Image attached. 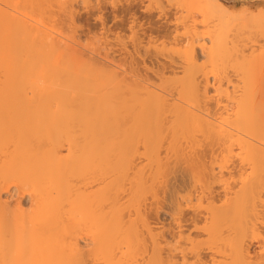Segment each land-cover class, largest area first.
I'll list each match as a JSON object with an SVG mask.
<instances>
[{
	"label": "bare ground",
	"instance_id": "obj_1",
	"mask_svg": "<svg viewBox=\"0 0 264 264\" xmlns=\"http://www.w3.org/2000/svg\"><path fill=\"white\" fill-rule=\"evenodd\" d=\"M151 1L0 0V264H264V12Z\"/></svg>",
	"mask_w": 264,
	"mask_h": 264
},
{
	"label": "rangeland",
	"instance_id": "obj_2",
	"mask_svg": "<svg viewBox=\"0 0 264 264\" xmlns=\"http://www.w3.org/2000/svg\"><path fill=\"white\" fill-rule=\"evenodd\" d=\"M147 1H149V0H147ZM187 1L188 0H153V1H151V3H152V8L154 9V11H156L157 12V9L159 10L158 12H160V13H162L161 15H163V13L164 14H166L167 15V17L164 15V17H166V18H168L169 20H171V22L172 23H175L174 25L177 27V25H178V31L181 33V31H185V35L187 34V36H189V34L191 33V32H193V30H195V32L197 33V32H199L200 31V33H199V35L198 36H202L204 33H206V29L208 28V26H207V28H206V26L205 27H203L202 25H199V24H202V23H204V19H216L215 20V23H213V22H211L210 23V21H209V24H207V25H211L212 24V26L211 27H213L214 28V26L213 25H215V24H217V23H219L220 24V21H218V22H216L217 21V19H222V15H225L226 14V16L227 15H231V16H236V17H241V16H244V15H252V14H257V13H262V12H264V0H249V1H236V0H219L220 2V5H219V7H217V8H215V9H213V11H212V14L211 15H207L204 11H203V9H201V8H199V7H195V6H190L188 3H187ZM150 3V4H151ZM147 4H149V2L147 3ZM165 11V12H164ZM168 11V12H167ZM157 12V13H158ZM172 15V16H171ZM84 17V16H83ZM106 17V19L108 20H106L105 22H107V26H109V28L108 29H110L111 28V30H109L108 32V34L110 35L115 29L114 28H116V29H118V31H119V29L120 28H118L117 26L118 25H116L117 23H115V20L116 19H112L111 17H110V15H109V17L106 15L105 16ZM104 17V18H105ZM85 18V17H84ZM173 18V19H172ZM86 19H87V17H86ZM85 19V20H86ZM88 19H89V17H88ZM87 19V20H88ZM91 19V18H90ZM195 19L197 20V21H195ZM84 22H83V21ZM85 20L83 19V18H81V23H79L80 25V27L81 28H79V30H80V32H82L83 34V39L85 38V37H87L88 36V38H85L84 40L86 41H84L86 44H88V42L90 43L91 41H89L90 40V38L93 36H97L100 32H97V29L98 30H101V26H100V24L98 25V26H100L99 28H96L95 26V28L93 27V24H92V31L90 30L91 28H90V25L91 24H83L82 26H81V24H82V22L83 23H85ZM92 20V19H91ZM94 20H96V19H93V22H91L90 21V23H94ZM113 20H114V22H113ZM117 20H119V19H117ZM117 20H116V22H117ZM193 20V21H192ZM204 20V21H203ZM97 22H98V20H96ZM95 21V22H96ZM120 21V20H119ZM119 21H118V24H120L119 23ZM88 22V21H87ZM96 22V23H97ZM109 22V23H108ZM113 22V23H112ZM189 22V23H188ZM197 22V23H196ZM199 22V23H198ZM99 23V22H98ZM97 23V24H98ZM189 25H188V24ZM196 23V27L194 26V24ZM206 23V22H205ZM95 24V23H94ZM113 24H115V25H113ZM188 26H187V25ZM193 24V25H192ZM198 24V25H197ZM84 25L85 26H87V25H89V31L87 30L88 28V26L87 27H85L84 29H86L87 30V32H86V30H84V29H82V27H84ZM96 25V24H95ZM218 25V24H217ZM217 25H215V26H217ZM231 25V24H230ZM234 25V24H233ZM97 26V25H96ZM112 26H116V27H113V30H112ZM120 26H122V25H120ZM119 26V27H120ZM191 26H193L192 28H190ZM227 26H229V25H227ZM236 26V25H235ZM210 27V26H209ZM238 27V26H237ZM123 28V26L121 27V29ZM187 28H188V30H187ZM206 28V29H205ZM127 26H125V30H124V28L121 30L122 31V33H123V35L122 34H120V32H118L119 33V36H123V37H121V38H123V39H125V37H127ZM192 29V30H191ZM210 29V28H209ZM227 29H228V27H227ZM231 29L233 30V29H235L234 31H237L238 29H236V28H232L231 27ZM85 31V32H83V31ZM191 30V31H190ZM201 30H202V32H201ZM205 32H204V31ZM211 30V29H210ZM232 30H230V28H229V31H231L232 32ZM250 30V29H249ZM248 30V31H249ZM186 31H188L187 33H186ZM189 31H190V33H189ZM227 31V30H226ZM251 31V30H250ZM255 31V30H254ZM246 32V33H244V35L242 36L241 35V38H239L238 37V35H237V37L239 38V40L240 41H238L237 39H235V32L232 34V35H234V39L235 40H237L236 42H237V45L239 44L240 46H243L245 49H248V50H243L241 47H239V46H236L237 48H241L240 49V51L239 52H241V50H243L242 52L244 53V51H248V53H246V55L247 54H250L251 55V53H252V51L253 52H255L254 54H260V56L259 55H255V57H260L259 59H261L262 57L264 58V55H263V53H264V37L263 36H261L260 34H258L257 32ZM88 32H90L89 34L91 35V36H89V34L88 35H84L85 33L87 34ZM115 32V31H114ZM204 32V33H203ZM208 32V31H207ZM115 33H117V30H116V32ZM114 33V34H115ZM117 33V34H118ZM183 33V32H182ZM203 33V34H202ZM227 33V32H226ZM113 34V33H112ZM112 34H111V36H110V38H109V40H112L111 41V45L110 46H114V48H115V46H116V48H119L118 49V51L116 52L115 50H114V52H113V50H111L113 53L112 54H114L115 56H119V54L122 52L121 50H120V46L118 45L119 44V42L117 43H114L115 41H117V39L115 40V38H113L112 37ZM192 34V33H191ZM198 34V33H197ZM116 35V34H115ZM115 35H113L114 37H116L117 38V35L115 36ZM124 35H126V36H124ZM194 34H192V36H193ZM230 34L228 33V36H229ZM99 36V35H98ZM112 37V38H111ZM231 37V36H230ZM229 37V39H231ZM98 38V37H97ZM96 37L95 38H93V40H95V39H97ZM89 39V40H88ZM92 39V38H91ZM121 40V41H125V40ZM182 39V38H181ZM228 39V41H231V40H229ZM88 40V41H87ZM119 40V39H118ZM126 40H127V38H126ZM184 39H182V40H179V41H183ZM233 40V39H232ZM235 40H233V41H235ZM159 40H157V42H156V46H157V43H158V45H159V43H160V45L162 44V41H163V46L165 47V45H164V41H165V39L163 40V39H160V41L158 42ZM178 41V43H180ZM83 42V43H84ZM113 42V43H112ZM127 41H125L124 43H126ZM169 42H170V44H172L171 46H173V47H175V50H177L176 51V53L178 52V51H181L183 48H184V46H186V45H183V43L185 42H181L179 45L177 44V42H175L176 43V45H175V43H173V42H171V41H168L167 42V39H166V46H167V43H168V45H169ZM236 42H235V44H236ZM186 43V42H185ZM230 43L232 44V42H229V45H230ZM112 44H114V45H112ZM118 45V47H117V45ZM127 44V43H126ZM187 44V43H186ZM234 44V43H233ZM158 46V47H162V45L161 46ZM175 45V46H174ZM183 45V46H182ZM110 46H108V47H110ZM170 46V45H169ZM171 46H170V48H171ZM231 46H233V45H231ZM168 47V46H167ZM113 48V49H114ZM115 48V49H116ZM170 48L168 47L167 49L168 50H166V52L168 53V51H169V54H170V51H171V55H172V52H174V54H175V51H174V48H172L171 50H170ZM177 48V49H176ZM237 48L235 49V50H237ZM110 49H112V48H109V50ZM180 49V50H179ZM121 52H120V51ZM238 51V50H237ZM110 52V51H109ZM119 52V53H118ZM117 53V54H116ZM180 52H178L177 53V56H178V54H179ZM121 54H122V57H121ZM120 54V56L117 58V57H115L114 55H112V56H114V57H112V58H115V60L116 59H118L117 60V63H119V64H121V63H125L126 62V64H127V60H125V59H127V57H126V53L125 52H122ZM173 54V55H174ZM263 56H262V55ZM124 56H125V58H124ZM175 56V55H174ZM236 56V55H235ZM262 56V57H261ZM121 57V58H120ZM111 58V59H112ZM233 58L235 59V57L233 56ZM262 58V59H263ZM233 59V60H234ZM257 59V58H256ZM261 59V60H262ZM120 60V61H119ZM123 60V61H122ZM264 60V59H263ZM260 61V62H256V63H258L257 64V66H255L256 68L257 67H261L262 66V63L264 64V61ZM122 61V62H121ZM206 61H208V59H206L205 58V61L204 62H206ZM121 62V63H120ZM226 65H228V64H226ZM231 65V64H230ZM232 65H233V63H232ZM232 65H231V69L230 68H228V66L227 67H225V68H227V71H228V73L230 72L231 73V76H233V78H234V80L236 79L235 77H237L236 76V73L235 72H237V71H235V69H234V67L235 66H233L232 67ZM263 68H262V70H264V65L262 66ZM229 69V70H228ZM233 70H234V72H233ZM262 70H260V71H262ZM226 71V72H227ZM225 73V72H224ZM227 73V74H228ZM230 73H229V75H227V77L229 76L230 77ZM233 73V74H232ZM234 73H235V75H234ZM238 74V73H237ZM223 76H225V75H223ZM226 77V76H225ZM228 77V78H229ZM231 80H232V78H231ZM263 232H264V230H263ZM263 235H264V233H263ZM258 238L259 237H257V238H255V239H253V242H252V246H253V251H254V253H255V255H259L258 253H259V249L261 248V243H262V239H261V243H260V240H258ZM255 240V241H254ZM256 251H257V254H256Z\"/></svg>",
	"mask_w": 264,
	"mask_h": 264
},
{
	"label": "water",
	"instance_id": "obj_3",
	"mask_svg": "<svg viewBox=\"0 0 264 264\" xmlns=\"http://www.w3.org/2000/svg\"><path fill=\"white\" fill-rule=\"evenodd\" d=\"M236 1H249V0H236Z\"/></svg>",
	"mask_w": 264,
	"mask_h": 264
}]
</instances>
